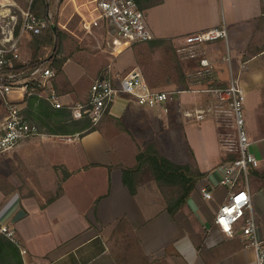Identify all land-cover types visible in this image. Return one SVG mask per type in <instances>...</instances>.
Segmentation results:
<instances>
[{
  "label": "crops",
  "instance_id": "0c3cea01",
  "mask_svg": "<svg viewBox=\"0 0 264 264\" xmlns=\"http://www.w3.org/2000/svg\"><path fill=\"white\" fill-rule=\"evenodd\" d=\"M222 1L163 0L146 10H159V22L147 14L153 41L169 45L175 58L191 67L192 78L187 81L191 91L174 94L168 112L120 95L89 134L41 132L0 154V223L15 229L33 264H258L257 251L242 233L243 222L233 237L215 223L233 192L221 184L224 165L235 158L223 148V132L237 129L231 118L226 122L218 115V95L204 90L234 84L244 96L250 152L259 161L258 167L249 168V189L264 248V22L258 24L262 39L257 46L238 50L233 66L228 56L227 78L215 66L216 47L221 42L228 45V38L204 44L194 58L177 53L183 37L227 28ZM261 8L263 15L262 1ZM30 37L22 38V44L29 42L28 48ZM203 58L214 70L213 79L196 85L195 76L204 70ZM52 85L55 88V77ZM58 92L64 103L73 101L71 94ZM10 98L25 116L28 102L23 95L16 92ZM5 101L0 96V123L8 115ZM201 112L205 119L197 120ZM151 143L176 164L191 165L205 174L175 216L168 212L155 181L143 182L136 195L123 182L122 166L134 167L140 151ZM239 186L244 188L243 179ZM203 188L212 192L211 199L204 198Z\"/></svg>",
  "mask_w": 264,
  "mask_h": 264
},
{
  "label": "built area",
  "instance_id": "2783aa9c",
  "mask_svg": "<svg viewBox=\"0 0 264 264\" xmlns=\"http://www.w3.org/2000/svg\"><path fill=\"white\" fill-rule=\"evenodd\" d=\"M45 1L48 8L46 13L41 14L35 9L37 0H24V5L15 0H0V96L6 100L8 107V115L0 123V154L41 133L37 125L27 121L17 102L11 100L10 96L16 92L21 93L25 100L37 95L47 99L57 109L68 108L73 119H89L94 126L101 122L120 95L130 96L141 106L163 108L168 112L167 104L174 94L153 90L137 69L123 77H99L91 85L84 102L64 103L52 85L55 77L53 69L43 65L26 67L28 63L23 61L20 47L24 34L41 36L52 28L61 27V9L71 3L87 34L101 40L97 48L111 55L128 46L153 41L155 35L148 25L146 10L140 9L136 0ZM261 1L264 16V0ZM227 38L226 26L207 29L183 37L177 53L182 58H194L201 54L204 44ZM200 63L204 70L195 76L196 85L213 79L209 61L203 58ZM204 91L218 95L219 104L215 106L220 113L218 115L226 122L227 118H231L237 129V132H227L222 138L224 150L235 158L224 165L221 184L230 187L233 192L220 207L215 223L225 234L233 237L237 224L243 222L242 233L257 251L258 264H264L263 242L258 236L249 189V168L258 167L259 161L250 152L251 141L245 129L244 96L234 84L229 89L210 86ZM196 118L204 120L205 114L201 112ZM68 141L72 139L68 138ZM241 179L245 183L244 188L239 186ZM202 194L206 199L212 198V192L206 188L202 189ZM0 232L19 247L24 264H33L28 259V250L21 247L14 228L0 223Z\"/></svg>",
  "mask_w": 264,
  "mask_h": 264
},
{
  "label": "rangeland",
  "instance_id": "374dc122",
  "mask_svg": "<svg viewBox=\"0 0 264 264\" xmlns=\"http://www.w3.org/2000/svg\"><path fill=\"white\" fill-rule=\"evenodd\" d=\"M17 2L21 5L25 3L24 0H17ZM47 8L46 5H43L39 11L35 7L36 11L41 14L46 13ZM220 8L227 22L228 45L225 42L218 43L216 47L218 64H216L215 70L227 78L230 68V63L227 61L228 56H231V66H233L238 50L247 51L250 46L258 45L262 39L258 31V24L264 22V18L260 0H223L220 3ZM61 14L62 26L54 31L63 35L58 58H65L66 62L62 71L55 76V89H58L62 95L71 94L73 97L71 103L84 102L88 98L91 85L99 77H123L120 73L123 74L135 68L142 72L155 91L172 92L175 95L180 91H191L192 87H189L190 84L187 83L192 78L189 76L191 67L188 66V62L178 61L174 56L173 48L169 45L151 49L148 43H138L126 47L116 55H111L107 51L97 48L98 42L101 40H96L87 34L71 3L61 9ZM147 14L150 16L153 14L155 21L159 22V10ZM32 38L34 37L32 36ZM32 38L30 37L31 40ZM23 44L21 39L22 59L30 60L34 49L31 46L28 48L29 42L27 41ZM209 47L207 44L206 49ZM103 48L105 49L106 46ZM51 53L50 47L43 48L41 51L42 57L47 58L46 62L49 68L52 65L48 62ZM246 53L248 55V52ZM261 58L262 56L256 58L258 61L255 62L259 63ZM51 69L55 72L53 67ZM174 83L176 88L171 86ZM27 121L30 122L28 119ZM200 141L198 142L202 144ZM0 234L2 233L0 232ZM21 247L24 248L22 245Z\"/></svg>",
  "mask_w": 264,
  "mask_h": 264
},
{
  "label": "trees",
  "instance_id": "16d2710c",
  "mask_svg": "<svg viewBox=\"0 0 264 264\" xmlns=\"http://www.w3.org/2000/svg\"><path fill=\"white\" fill-rule=\"evenodd\" d=\"M136 2L140 9L147 10L160 5L163 0H136ZM43 5L48 6L45 0H37L36 7L39 11ZM33 37L31 47L34 49V54L26 67L42 65L49 67L47 58L42 57L41 51L50 47L52 53L48 62L55 69V75L60 73L66 62L65 58H58L63 35L52 28L45 36ZM148 44L151 49H157L163 43L150 41ZM26 101L28 108L25 117L30 122L38 124L40 132L60 134L80 131L83 132L81 135H86L96 130V126L92 125L89 119L75 120L68 108L57 109L45 98L32 95L27 97ZM122 171L123 182L132 195L137 194L143 182L155 181L166 199L167 210L171 216H175L187 204L198 181L205 177V174L191 165L176 164L163 156L155 143L147 145L140 151L134 167L122 166ZM0 264H24L19 247L4 234H0Z\"/></svg>",
  "mask_w": 264,
  "mask_h": 264
}]
</instances>
